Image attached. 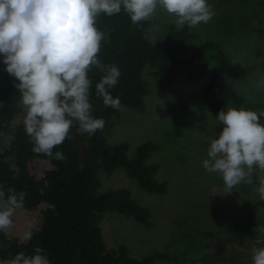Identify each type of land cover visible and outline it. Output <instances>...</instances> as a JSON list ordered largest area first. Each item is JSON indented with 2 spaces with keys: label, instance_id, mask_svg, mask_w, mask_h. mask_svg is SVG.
<instances>
[{
  "label": "rangeland",
  "instance_id": "obj_1",
  "mask_svg": "<svg viewBox=\"0 0 264 264\" xmlns=\"http://www.w3.org/2000/svg\"><path fill=\"white\" fill-rule=\"evenodd\" d=\"M209 3L215 15L208 23L189 28L197 35L188 42L189 53L201 43L211 40L217 43L218 49L210 53L212 61L235 70L222 100L226 105L264 112V0H209ZM149 20L146 36L152 42L166 38L170 27L175 25L174 17L160 8ZM153 70L147 66L144 71V78L150 83L146 109H123L119 117L106 123L104 133L111 144L128 142L130 157L144 142L157 144L159 148L148 163L160 165L156 178L159 182L167 181L168 190L164 194L148 192L122 168L111 175L101 171V190L129 188L133 198L150 209L152 221L148 227L118 212L105 214L101 226L107 248L124 245L135 258L157 251L178 258L176 262L160 260L156 264H252L253 249L264 246L258 243L261 240L264 243V214L258 212L264 206L257 203L261 198L253 189L250 196L245 191H251L248 188L264 177V171L254 169L253 182L243 185L247 189L237 185L225 193L222 176L209 173L202 163L211 139L218 135L216 128H220L205 103L206 81H189L182 74L175 79L182 95L162 94ZM254 103H262V107H247ZM22 115L20 103L12 128ZM11 138L12 132L2 135L0 153ZM29 166L38 177H43L51 164L36 159ZM45 207L43 204L32 211L17 209L8 233L26 240L24 232L40 227ZM245 228L253 231L244 234L241 231L247 232Z\"/></svg>",
  "mask_w": 264,
  "mask_h": 264
},
{
  "label": "trees",
  "instance_id": "obj_2",
  "mask_svg": "<svg viewBox=\"0 0 264 264\" xmlns=\"http://www.w3.org/2000/svg\"><path fill=\"white\" fill-rule=\"evenodd\" d=\"M97 25L108 34L98 54L101 61L118 66L121 72L118 84L109 90L114 97L120 98L121 107H106L102 98L96 96L95 84L102 73L93 67L89 73L92 80V113L103 118L105 125L89 136L78 132V126L74 124L69 138L53 150L61 151L65 159L57 160L33 152V144L25 132L23 115L15 127H11L18 115L21 97L14 86V77L6 73L1 79L0 148L4 133L12 132V138L8 147L0 153V184L5 190L12 188L26 194L23 208L32 211L43 204L46 207L40 227L31 230V239L22 241L8 232L0 236V259H10L21 251L32 255L34 249L40 247L47 252L51 264H156L160 260L178 261L177 257L165 252L157 251L135 258L124 245L117 249L107 248L101 226L105 214L118 212L148 227L152 226V221L150 209L137 202L129 188L101 190V171L111 175L117 168H122L136 179L140 187L152 193H166L168 182H159L156 178L159 164L148 163L151 154L159 148L157 144L144 142L130 157L128 142H108L104 133L106 123L119 117L125 108L146 109L145 97L150 93V83L144 78L147 66L154 69L156 86L162 94L182 95L175 81L182 74L189 81H206L203 96L207 108L215 115L226 106L222 96L235 70L212 61L210 53L218 49V44L212 40L201 43L189 53L188 42L197 35L187 25L183 29L172 25L166 38L157 42L150 41L146 36L151 25L149 19L133 24L123 11L110 17L101 14ZM36 159L51 164L43 177L30 170L29 162Z\"/></svg>",
  "mask_w": 264,
  "mask_h": 264
},
{
  "label": "clouds",
  "instance_id": "obj_3",
  "mask_svg": "<svg viewBox=\"0 0 264 264\" xmlns=\"http://www.w3.org/2000/svg\"><path fill=\"white\" fill-rule=\"evenodd\" d=\"M163 9L174 17L177 29L208 23L215 12L209 0H0V63L14 77L21 97L23 124L33 152L57 160L65 159L54 148L69 138L72 126L89 136L103 129L105 121L92 113L90 100L95 67L102 73L95 84L96 96L106 107L119 109L114 88L121 75L114 64H105L99 53L108 34L100 29L101 14L127 13L139 24ZM222 130L211 139L203 167L219 173L223 191L253 182L254 169L264 171V112L234 107L229 103L215 116ZM256 190L264 199V177ZM24 192L5 190L0 184V234L14 225V214L23 207ZM31 229L24 232L31 239ZM252 264H264V247L253 249ZM0 264H51L47 252L37 247L34 254L18 252Z\"/></svg>",
  "mask_w": 264,
  "mask_h": 264
},
{
  "label": "crops",
  "instance_id": "obj_4",
  "mask_svg": "<svg viewBox=\"0 0 264 264\" xmlns=\"http://www.w3.org/2000/svg\"><path fill=\"white\" fill-rule=\"evenodd\" d=\"M4 68H5V66L2 64V63H0V83H1V79H2V77L7 73L5 70H4ZM260 104V105H259ZM259 104H248V108L250 107H252V108H254V107H262V103H259ZM262 123H264V119L262 118V121H261ZM222 125H220V128H216V132L217 133H219L221 130H222ZM253 177H254V174H253ZM255 178V177H254ZM254 178H253V180H254ZM255 183L254 184H252V186H250L248 189H251V191H245L246 192V194H247V196H250V194L251 193H253L252 192V189L255 191L254 193H257V194H259L258 193V191L256 190V188H257V185H258V183H259V179H257L256 181H254ZM244 184H246L247 185V183H241V184H239L238 185V187H242V188H245V189H247L246 187V185H245V187L243 186ZM260 196V195H259ZM259 205H261V206H264V201H262V199H261V201H259ZM258 212H262V214H264V210H260V211H258Z\"/></svg>",
  "mask_w": 264,
  "mask_h": 264
},
{
  "label": "flooded vegetation",
  "instance_id": "obj_5",
  "mask_svg": "<svg viewBox=\"0 0 264 264\" xmlns=\"http://www.w3.org/2000/svg\"><path fill=\"white\" fill-rule=\"evenodd\" d=\"M257 203L259 204V201H258ZM245 229H246L247 232L241 231V232L244 233V234H247V233L253 231L252 228H245ZM263 235H264V234H263ZM258 240H261V239H258ZM259 242L262 243V245H264V243L262 242V240H261V241H258V243H259ZM261 247H264V246H261Z\"/></svg>",
  "mask_w": 264,
  "mask_h": 264
}]
</instances>
